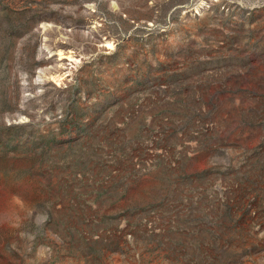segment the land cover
Masks as SVG:
<instances>
[{"label":"rangeland","instance_id":"obj_1","mask_svg":"<svg viewBox=\"0 0 264 264\" xmlns=\"http://www.w3.org/2000/svg\"><path fill=\"white\" fill-rule=\"evenodd\" d=\"M0 264H264V0H0Z\"/></svg>","mask_w":264,"mask_h":264},{"label":"bare ground","instance_id":"obj_2","mask_svg":"<svg viewBox=\"0 0 264 264\" xmlns=\"http://www.w3.org/2000/svg\"><path fill=\"white\" fill-rule=\"evenodd\" d=\"M108 49L109 48H112V43L111 42H107L106 43V45H105ZM59 58V60H61L62 58H64L65 57V55L64 54H60V56H58Z\"/></svg>","mask_w":264,"mask_h":264}]
</instances>
